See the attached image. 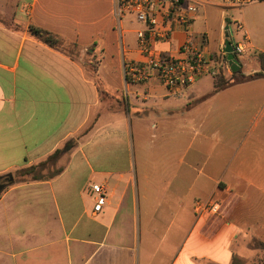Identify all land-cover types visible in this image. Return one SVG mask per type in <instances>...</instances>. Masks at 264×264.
Masks as SVG:
<instances>
[{
  "label": "crops",
  "instance_id": "1",
  "mask_svg": "<svg viewBox=\"0 0 264 264\" xmlns=\"http://www.w3.org/2000/svg\"><path fill=\"white\" fill-rule=\"evenodd\" d=\"M225 20L212 37L197 13L198 45L219 53L231 36ZM31 27L78 48L50 47ZM142 28L116 14L115 0H0V180L14 178L0 189V264L263 258L264 77L217 93L215 78H203L172 96L156 76H126L142 59ZM186 38L177 31L156 46L177 54ZM251 52L259 67L246 76L263 71L264 50ZM238 60L242 71L248 62ZM56 151L55 174L14 177ZM90 184L105 188L99 213ZM209 198L227 203L222 217L196 219L194 202Z\"/></svg>",
  "mask_w": 264,
  "mask_h": 264
},
{
  "label": "built area",
  "instance_id": "2",
  "mask_svg": "<svg viewBox=\"0 0 264 264\" xmlns=\"http://www.w3.org/2000/svg\"><path fill=\"white\" fill-rule=\"evenodd\" d=\"M232 6L249 5L263 0H222ZM199 2L195 0H115V12L119 17L135 15L137 23L143 26L137 32L138 51L141 61H130L125 65L126 76L134 80H143L156 76L167 88L170 95L183 96L185 90L203 78H217L219 75L233 74L227 59L225 46L214 54L198 45V36L193 31V22L198 13ZM241 25L238 29H241ZM177 31L187 35L177 54L164 53L156 45L171 41ZM244 42L238 43L228 38L237 59L248 49V36L243 33ZM200 42H206L202 36ZM89 189L96 195L94 212L102 211L106 204L105 188L99 184H90ZM227 203L209 199L194 202L196 219L222 217Z\"/></svg>",
  "mask_w": 264,
  "mask_h": 264
},
{
  "label": "rangeland",
  "instance_id": "3",
  "mask_svg": "<svg viewBox=\"0 0 264 264\" xmlns=\"http://www.w3.org/2000/svg\"><path fill=\"white\" fill-rule=\"evenodd\" d=\"M199 2L197 10L198 16L203 18V21L210 27L213 31L212 37H217L219 31L221 30V23L226 17L224 29L229 27L232 37L238 43H243L244 36L243 33L247 32L249 45L250 42L253 44L254 49L248 50V57L245 59L242 56H239V59L245 64L248 62V66L244 65V69L242 73L245 71L253 70L259 67V63L257 60L253 59V53L251 51L264 50V0L253 2L249 5L236 6V7H228L223 3L222 0H195ZM10 8V7H9ZM11 10V8H10ZM9 10V11H10ZM135 20V15H128ZM241 25V29H238V26ZM130 27H138L137 24L134 23L132 26L124 25V29H130ZM208 27V28H209ZM127 36V35H126ZM61 49L66 52H74L76 49L69 44H65V42L61 43ZM247 60V61H245ZM95 62L92 63V66H95ZM207 83H211L213 80L211 77L206 78ZM148 137L145 136L141 139L140 142H147ZM137 140L134 137L133 146H134V154L137 155ZM150 144V143H148ZM152 145V144H151ZM63 151V150H62ZM52 161V160H51ZM51 161H43L42 163L34 165L36 167V174L38 176H51L55 174L59 169V165L52 166ZM68 161V157L65 158V163ZM51 165V166H50ZM61 165H64L61 163ZM24 170V169H22ZM22 170L14 173V177L24 180L32 178L31 174H25ZM3 186H7L4 185Z\"/></svg>",
  "mask_w": 264,
  "mask_h": 264
},
{
  "label": "trees",
  "instance_id": "4",
  "mask_svg": "<svg viewBox=\"0 0 264 264\" xmlns=\"http://www.w3.org/2000/svg\"><path fill=\"white\" fill-rule=\"evenodd\" d=\"M30 31H31L33 36H35L36 38L41 40L43 43L49 45L50 47H53V48H56V49H61L60 45L64 41L59 36H56V35L48 32L46 30H43V29H40V28H37V27H31ZM65 44H67V43L65 42ZM69 45H71L75 49L78 48L74 44H69ZM258 57L260 59L261 65H262V70L264 71V53H259ZM263 71L259 72V73L252 74L250 76L244 75L241 70L239 72L233 73L231 75V77H225L223 75H219L214 80V92L213 93H217V92L221 91L222 89L230 87V86H232L234 84H239V83H243V82H246V81H249V80H254V79H258V78L264 77V72ZM98 83H99V81H98ZM59 154H60V151L54 152L48 158V160H54L57 156H59ZM35 171H36V167L35 166H31L29 168H26V169L22 170V172L25 173V174H31L32 173V178L31 179L37 180L39 178V176L36 174ZM256 247L264 252V243L259 242V243L256 244ZM259 264H264V256L261 259V261L259 262Z\"/></svg>",
  "mask_w": 264,
  "mask_h": 264
},
{
  "label": "water",
  "instance_id": "5",
  "mask_svg": "<svg viewBox=\"0 0 264 264\" xmlns=\"http://www.w3.org/2000/svg\"><path fill=\"white\" fill-rule=\"evenodd\" d=\"M228 38H229V36H228ZM225 52L227 53V59H228L229 64L231 66L232 72L233 73L239 72L241 69V64H240L239 60L235 57V55L233 53V47H232L231 41H229V40L225 44ZM13 180H14V178L12 175L6 177L4 180L5 185H10L13 182ZM3 185H2V187H4ZM2 187L0 189H2Z\"/></svg>",
  "mask_w": 264,
  "mask_h": 264
},
{
  "label": "flooded vegetation",
  "instance_id": "6",
  "mask_svg": "<svg viewBox=\"0 0 264 264\" xmlns=\"http://www.w3.org/2000/svg\"><path fill=\"white\" fill-rule=\"evenodd\" d=\"M4 180H5V178H3L2 180H0V188H1L2 185L5 183Z\"/></svg>",
  "mask_w": 264,
  "mask_h": 264
}]
</instances>
